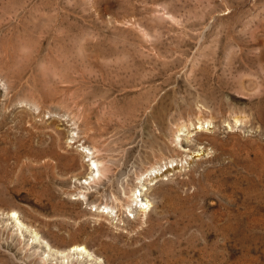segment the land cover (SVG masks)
Masks as SVG:
<instances>
[{"label":"rangeland","instance_id":"1","mask_svg":"<svg viewBox=\"0 0 264 264\" xmlns=\"http://www.w3.org/2000/svg\"><path fill=\"white\" fill-rule=\"evenodd\" d=\"M0 264H264V0H0Z\"/></svg>","mask_w":264,"mask_h":264},{"label":"bare ground","instance_id":"2","mask_svg":"<svg viewBox=\"0 0 264 264\" xmlns=\"http://www.w3.org/2000/svg\"><path fill=\"white\" fill-rule=\"evenodd\" d=\"M163 124V123H162ZM187 134H188V132H187ZM200 135H202V134H200ZM163 130H162V128H160V134H159V137H160V139H162V140H164L163 141V146L162 145H160V146H162V148H160L159 149V154H161L162 156H164L165 154L164 153H167V155L169 154V157H168V160H169V163H171L172 164V162L173 163H178L179 161H177V159H176V157L174 156V154L176 155V156H178L181 152L179 151V150H177L176 148H174V147H172L171 146V143H169V142H167L164 138H163ZM182 139H186V137L185 138H181V136L180 135H176L175 136V139L174 140H176V141H179V143H180V141L182 140ZM209 142H211L210 140V138H206ZM174 140H172V142L174 141ZM188 152V151H187ZM164 154V155H163ZM185 155V154H184ZM160 156V155H159ZM164 158V157H163ZM167 158V157H166ZM165 159V158H164ZM165 160H167V159H165ZM168 162V161H167ZM166 162V163H167ZM166 163H165V165H166ZM181 163V162H180ZM167 166V165H166ZM173 166V165H172ZM177 166V165H176ZM170 168V167H169ZM172 168H174V167H172ZM171 168V169H172ZM152 169H158V168H152ZM168 170V168H166V171ZM174 170V169H173ZM100 172V170H99V168H97L96 169V173H99ZM162 175V174H161ZM142 187V189L141 190H139V196H136L132 201H134V202H136L137 204H138V206H136V208L135 209H137L139 212H143L147 207H148V203H149V201H147V200H143L142 199V196H144L145 195V193H143V192H145L146 191V189L147 188H144V184L143 185H141ZM15 221L18 223V224H20L19 223V221L17 220V218L15 219ZM21 225V224H20ZM75 247H73V249H74ZM74 250H84V248H82V247H77L76 246V248L74 249ZM81 253V252H80ZM87 255H89V254H87ZM92 257V256H91Z\"/></svg>","mask_w":264,"mask_h":264}]
</instances>
